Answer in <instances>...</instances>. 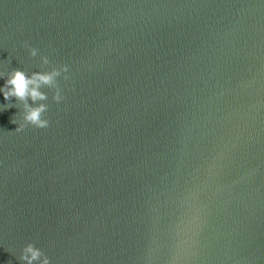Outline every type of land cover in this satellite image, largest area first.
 Segmentation results:
<instances>
[{
	"label": "water",
	"instance_id": "obj_1",
	"mask_svg": "<svg viewBox=\"0 0 264 264\" xmlns=\"http://www.w3.org/2000/svg\"><path fill=\"white\" fill-rule=\"evenodd\" d=\"M65 64L0 91V264H264V0H0V89Z\"/></svg>",
	"mask_w": 264,
	"mask_h": 264
},
{
	"label": "clouds",
	"instance_id": "obj_2",
	"mask_svg": "<svg viewBox=\"0 0 264 264\" xmlns=\"http://www.w3.org/2000/svg\"><path fill=\"white\" fill-rule=\"evenodd\" d=\"M38 49L35 47L30 48L31 56L35 57L38 54ZM43 64L48 65L50 63L47 56L41 57ZM69 72L68 65H61L59 68L53 67L50 71L32 72L29 75L26 71L20 69H14L8 73V79L4 85L3 91L4 98L7 101H11L13 97L17 101L23 102L24 111L22 114V120L17 121L12 118L11 122L17 124L18 127L15 131H23L28 125L37 128H47L49 126V120L45 118V113L48 111V104L40 103L37 105V101L48 100L46 92L41 91L43 87L54 89L53 100L57 103L64 100V96L61 94V88L58 83V78L63 75L65 80L69 79L67 75ZM29 99L32 103H29ZM7 108L15 107V105L9 103ZM20 260L26 262V264H51L50 258L33 243L27 244L20 256Z\"/></svg>",
	"mask_w": 264,
	"mask_h": 264
}]
</instances>
